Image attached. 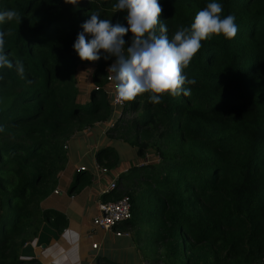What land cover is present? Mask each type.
Here are the masks:
<instances>
[{
  "label": "trees",
  "instance_id": "1",
  "mask_svg": "<svg viewBox=\"0 0 264 264\" xmlns=\"http://www.w3.org/2000/svg\"><path fill=\"white\" fill-rule=\"evenodd\" d=\"M115 2L0 0V11L21 15L19 23L0 24V31L8 33L9 60L25 69L23 77L14 67L0 69V264H25L20 250L42 224L57 233L66 228L63 213L40 207L66 164L64 143L115 117L103 91L92 89L86 106L79 102L75 76L78 66L92 65L93 84H99L114 58L101 53L98 61H81L73 51L92 12L126 24L125 12L113 13ZM209 2L159 0L168 35L190 26ZM217 2L223 15L236 17L238 33L201 42L184 70L196 81L183 86L191 94L166 96L159 104L149 103L147 93L138 95L125 102L112 131L137 156L159 138L158 163L133 165L120 176L119 184L132 193V219L120 229L137 230L136 241L156 260L161 248L166 264H264V0ZM124 39L130 41V34ZM128 110L138 114L123 119ZM113 152L101 148L96 159L101 163ZM124 188L118 185L102 200L119 199Z\"/></svg>",
  "mask_w": 264,
  "mask_h": 264
},
{
  "label": "clouds",
  "instance_id": "2",
  "mask_svg": "<svg viewBox=\"0 0 264 264\" xmlns=\"http://www.w3.org/2000/svg\"><path fill=\"white\" fill-rule=\"evenodd\" d=\"M112 11L125 12L126 24H113L111 19L92 12L80 26L82 31L76 36L73 51L81 61H98L101 53L106 59L114 58L107 73L114 97L121 102L145 93L152 104L161 103L166 96H189L191 90L183 86L194 85L196 81L184 70L199 52L201 42L214 36L232 39L238 33L236 17L223 15V5L217 0L207 3L195 14L190 26H179L171 37L167 24L160 19L163 7L159 0H116ZM20 20L21 15L15 9L0 11V24ZM129 34L131 39L127 41L124 37ZM7 35L0 31V69L14 67L23 77V63L13 64L5 52ZM66 234L78 236L70 229Z\"/></svg>",
  "mask_w": 264,
  "mask_h": 264
},
{
  "label": "crops",
  "instance_id": "3",
  "mask_svg": "<svg viewBox=\"0 0 264 264\" xmlns=\"http://www.w3.org/2000/svg\"><path fill=\"white\" fill-rule=\"evenodd\" d=\"M78 136V135H77ZM77 136L67 142L65 149L67 161L64 169L58 174L56 184L53 191L40 203V207L45 209L56 210L63 213L67 219V226L62 232L57 233L47 224H42L37 236L27 242L20 250L19 259L24 263L33 264H104L99 259L106 257L121 256L122 252L135 248L129 239L130 236L116 237L111 232H103L94 229L92 219L97 215V204L103 201L104 191L107 189L111 181L116 180L117 184L120 181V175L127 172L128 168H119L109 170L110 179L101 175L98 179L92 172L85 169L78 173V169L83 167V164H70L67 151L70 142ZM81 136V135H80ZM92 141L93 151L110 146L106 144V134L104 131H95L90 135L78 138H95ZM85 142V141H84ZM96 158V156H95ZM101 164L95 159V163ZM79 165V166H78ZM79 177V187L76 190H71L74 181ZM119 178L117 181L116 178ZM108 182L106 186L100 179ZM58 193L55 194L54 192ZM71 230L78 234L77 237H72L66 234V230ZM124 233V230H119ZM89 236H91L89 238ZM92 244H96V249H92ZM109 251L112 256H108ZM137 252V251H136ZM27 257V259H21ZM114 259V258H112ZM114 264H131L128 260L117 259ZM133 264H143L135 255Z\"/></svg>",
  "mask_w": 264,
  "mask_h": 264
},
{
  "label": "rangeland",
  "instance_id": "4",
  "mask_svg": "<svg viewBox=\"0 0 264 264\" xmlns=\"http://www.w3.org/2000/svg\"><path fill=\"white\" fill-rule=\"evenodd\" d=\"M93 66L92 65H86L82 64L78 66L77 71H76V79L78 82V89H79V102L86 106L89 102V94L92 88L97 86L100 91H103V97L101 99L107 100L109 99L110 102V89L107 86L106 78H104L99 84H93L92 81V72H93ZM107 71V70H106ZM99 100V98L97 99ZM128 109V108H127ZM138 113L131 112L130 110L125 113V116L123 115V119H129L137 115ZM114 115L115 117L108 121H96L92 123L91 125L85 127L82 129V131L75 132L70 139L73 137L77 136V138H74L70 144L68 145L69 150L67 151L68 158H69V163L71 164H83V168L87 169L88 171L92 172L94 174V163H95V156H96V151H93L92 147V141L96 140L95 138H78V137H85L90 135V133L95 132V131H104L106 134V144L109 143L110 146L115 152H113L108 159H103V161L100 163L101 167L106 168L107 170H115L119 168H124L127 167L128 170L130 169L131 166L133 165H151L158 163L160 161V158L158 155L162 153V147L160 146L159 138L155 139L149 144L145 145L144 148V155L143 156H137V151L135 150L134 147H132L128 141H123L120 139L119 134H116L113 131L115 122L122 117L121 116V111L114 109ZM117 123V122H116ZM81 135V136H80ZM70 139L67 141L69 143ZM85 141V142H84ZM67 142L64 143V145H67ZM166 155L168 157L171 156L170 152H166ZM79 166V165H78ZM95 175V174H94ZM107 179L111 178V175L108 174L106 175ZM106 186L108 185L107 181H104L100 179ZM121 188L126 187L124 182L121 184L118 183ZM125 185V186H124ZM125 190V188H124ZM123 193L125 195H132L131 192L126 190ZM140 230L146 231L148 229L143 223L139 224L138 227ZM136 228V229H138ZM124 233H129L130 240L135 247L129 248V250H126L125 252H122L121 256L118 257L119 255H115L114 253H110L109 251L108 256H112L114 254V259L110 257H106V260L110 262H115L117 259L121 260H128L131 264L134 263L135 255L140 259V261L143 264H166L165 263V256H163V250L161 248L157 249V257L158 260H156V257L152 256L150 253H147L144 250V242L142 240L136 241L137 236H136V231L135 229H124ZM137 251V252H136ZM156 260V262H155Z\"/></svg>",
  "mask_w": 264,
  "mask_h": 264
},
{
  "label": "built area",
  "instance_id": "5",
  "mask_svg": "<svg viewBox=\"0 0 264 264\" xmlns=\"http://www.w3.org/2000/svg\"><path fill=\"white\" fill-rule=\"evenodd\" d=\"M107 86L110 89V105L116 110H122L125 105V102H121L114 97V89L112 87L111 81L108 79V73L106 75ZM95 91H99L100 89L95 86L93 88ZM64 150L67 148V145L63 146ZM94 174L99 179L101 175H108L109 170L103 168L97 164H94ZM140 166V165H139ZM81 171H85L83 167L78 169V173ZM126 173V172H125ZM124 174V173H123ZM122 175V174H121ZM120 175V176H121ZM117 181L119 178H116ZM118 188V184L116 180L111 181L107 189L103 192L104 195H107ZM55 194L58 192L55 191ZM132 219L131 212V200L128 195H122L119 199L114 201H101L97 204V215L92 219V226L94 229L103 231V232H111L116 237L129 236V233H122L120 227L125 225ZM91 236H89L90 238ZM97 245L92 244V249H96ZM25 264H33V263H25Z\"/></svg>",
  "mask_w": 264,
  "mask_h": 264
},
{
  "label": "water",
  "instance_id": "6",
  "mask_svg": "<svg viewBox=\"0 0 264 264\" xmlns=\"http://www.w3.org/2000/svg\"><path fill=\"white\" fill-rule=\"evenodd\" d=\"M93 89V88H92Z\"/></svg>",
  "mask_w": 264,
  "mask_h": 264
}]
</instances>
